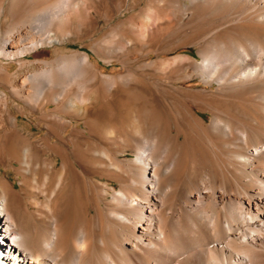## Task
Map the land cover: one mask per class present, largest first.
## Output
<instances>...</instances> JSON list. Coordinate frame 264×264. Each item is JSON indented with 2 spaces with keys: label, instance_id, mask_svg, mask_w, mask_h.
Listing matches in <instances>:
<instances>
[{
  "label": "bare ground",
  "instance_id": "1",
  "mask_svg": "<svg viewBox=\"0 0 264 264\" xmlns=\"http://www.w3.org/2000/svg\"><path fill=\"white\" fill-rule=\"evenodd\" d=\"M21 1L0 7V84L19 96L38 82L35 72H26L38 64L21 60L12 73L2 59L37 52L60 34L55 22L72 6L58 0L40 9L34 0L32 11L6 30ZM185 2L195 18L208 14L216 22L205 34L202 60L190 65L219 91L187 92L175 84L189 78L173 77L175 123L152 105L149 133L124 134L135 152L127 162L112 136L96 145L72 136L78 167L66 159L64 134L57 146L46 139L45 149L19 136L24 151L14 145L12 163L25 166L27 175L16 194L0 178V237L11 242L0 247V264H264V0ZM221 35L228 39L218 42ZM55 71L43 73L52 82ZM35 85L32 99L46 107L44 84ZM7 91L0 89V121L13 116ZM238 106L252 110L245 115ZM47 150L63 158L57 171ZM97 151L102 172L90 176L86 167ZM105 179L118 181L119 191L110 194ZM32 201L37 211L29 209Z\"/></svg>",
  "mask_w": 264,
  "mask_h": 264
},
{
  "label": "rangeland",
  "instance_id": "2",
  "mask_svg": "<svg viewBox=\"0 0 264 264\" xmlns=\"http://www.w3.org/2000/svg\"><path fill=\"white\" fill-rule=\"evenodd\" d=\"M57 1L39 0L35 7L37 5L44 9ZM70 1L71 8L62 19L55 22L54 29H60V34H52L51 40H47L37 52L26 58L2 59L6 63L4 67L12 73L19 71L21 60L35 61L38 64L26 71L35 72L38 82L28 83L29 87L22 90L20 96L7 91L0 84V89L7 91L9 95L13 115L12 120L0 121V178L11 186L10 190L15 194L20 192L24 176L27 175L25 166L21 168L12 163L14 145L22 147L25 144L21 138L19 141V136H24L34 145L43 148L46 139H50V146L62 144L60 135L64 134V146L69 147L65 156L74 165L77 158L71 151L74 147L72 136L84 137L82 139L89 141L91 145L101 142V136H112L116 139L114 145L117 149L125 150L120 159L127 162L134 157L135 152L128 149L129 141L124 134L135 135L139 129L144 130L146 135L149 133L152 105L158 106L166 117L169 116L170 123H175L179 105L175 99L177 93L172 88L173 77L177 79L186 75L189 78L186 82L175 84L177 88L187 92L211 94L219 91L217 85L207 86L190 65V62L202 60L200 52L207 47L204 38L216 22L209 19L208 14L197 15L195 18L193 12L187 10L188 2L185 0ZM10 2L11 0H0V7H10ZM19 5L13 16L6 19V30L14 19L20 22L32 11L34 0H22ZM219 37L220 40H217L220 43L228 39V36ZM86 56L88 58L85 59ZM46 68L56 70L55 81L50 82L48 74L43 73ZM69 78L70 82L67 83ZM36 83L41 86L44 84V96L50 101L46 107L43 106V99H32L35 93L32 87ZM76 98L82 104L76 103ZM238 107L245 115L252 110ZM197 113L210 122L209 113H203L199 109ZM43 115L49 120H56H43ZM92 133L96 134L93 138ZM105 148V145L98 146L101 152ZM21 150L24 151L23 148ZM46 152L47 160L54 163L55 170L60 169L63 158L53 150ZM99 153L97 151L95 157L88 161L86 170L90 176L102 172L97 161L94 162L101 159ZM112 181L103 180L110 194L121 188L118 181ZM32 204L29 209L37 211L39 204L34 201ZM23 230L25 231L24 228ZM9 244L11 242L6 238L0 237V247L5 248ZM12 249L16 250L14 246Z\"/></svg>",
  "mask_w": 264,
  "mask_h": 264
}]
</instances>
